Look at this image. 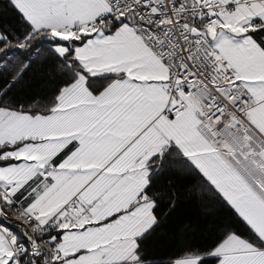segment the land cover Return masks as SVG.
<instances>
[{
	"label": "snow or ice",
	"instance_id": "snow-or-ice-1",
	"mask_svg": "<svg viewBox=\"0 0 264 264\" xmlns=\"http://www.w3.org/2000/svg\"><path fill=\"white\" fill-rule=\"evenodd\" d=\"M3 2L0 264H264V0ZM175 174L225 213L158 261Z\"/></svg>",
	"mask_w": 264,
	"mask_h": 264
},
{
	"label": "trees",
	"instance_id": "trees-1",
	"mask_svg": "<svg viewBox=\"0 0 264 264\" xmlns=\"http://www.w3.org/2000/svg\"><path fill=\"white\" fill-rule=\"evenodd\" d=\"M0 26L8 29L20 27L18 14L3 0H0ZM50 70L37 68L25 78L24 82L13 89L12 95L24 101L38 92H44L50 86L47 77ZM197 178L187 174L169 175L161 179L158 185L162 195L169 192L176 197V208L162 221L160 228L148 241V251L158 261L167 258L186 243L203 244L208 242L210 229L214 221L223 220L225 210L218 207L204 208L205 201L197 188ZM167 204V201L164 202ZM167 213L169 209L164 208Z\"/></svg>",
	"mask_w": 264,
	"mask_h": 264
}]
</instances>
